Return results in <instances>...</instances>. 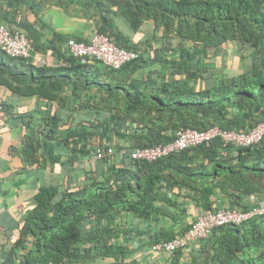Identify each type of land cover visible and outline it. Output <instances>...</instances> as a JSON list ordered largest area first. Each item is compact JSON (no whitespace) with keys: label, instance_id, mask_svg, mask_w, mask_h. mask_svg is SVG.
Instances as JSON below:
<instances>
[{"label":"trees","instance_id":"1","mask_svg":"<svg viewBox=\"0 0 264 264\" xmlns=\"http://www.w3.org/2000/svg\"><path fill=\"white\" fill-rule=\"evenodd\" d=\"M51 6L137 57L117 69L80 62L68 35L46 37ZM0 24L24 32L32 46L28 57L0 48V86L54 106L44 107L42 121L19 114L28 120L26 165L41 164L45 154L60 161L52 151L58 145L69 172L97 147L125 149L85 164L74 182L40 185L14 228L0 220V264H264V214L217 226L187 250L147 258L156 254L153 244L191 225L167 212L185 208L164 190L202 211L216 209L217 194L226 208L260 204L244 198L264 199V136L240 147L214 138L152 161L129 153L170 142L181 129L248 132L264 122V0H0ZM148 25V37H132ZM35 56L53 62L38 64ZM7 107L0 112L8 116Z\"/></svg>","mask_w":264,"mask_h":264},{"label":"crops","instance_id":"2","mask_svg":"<svg viewBox=\"0 0 264 264\" xmlns=\"http://www.w3.org/2000/svg\"><path fill=\"white\" fill-rule=\"evenodd\" d=\"M43 18L50 27L45 29L46 37H51L53 30L56 33L68 35L69 38L80 36L84 40H89L93 34V31H91L93 28L92 23L69 16L55 6L49 7L45 11ZM151 30V26L148 25L143 31L134 33L132 37L135 40L137 38H146L150 35ZM124 32L129 33L126 29H124ZM35 60L38 64L45 63L50 65L53 62L51 56L45 58L35 56ZM1 104H7V109L11 113L7 116L6 114L3 115V112H0V220L5 221L9 227L14 228L17 221L22 218L24 211L34 205L33 196L40 185L62 183L66 179L74 182L82 176V167L91 161L85 159V161L80 162L79 168L74 169L73 172H69V168H63L64 165L61 164V161L66 163V158L61 146L58 145L54 146L52 151L53 155L61 156L60 161H50L45 154L43 157H40L42 161L41 164H38L39 166L26 165L22 152L21 132L23 131V125L28 123V120L26 118L22 120L19 114L22 113L25 116L32 114L35 119H40L37 121H42L45 117L43 109L47 103L37 96L29 95L21 97L11 94L8 89L0 86ZM49 107L54 108L51 104ZM77 118L75 117L74 119L77 120ZM164 191L167 197L173 198L176 196V200L184 204L185 211L183 213L179 211L180 209L176 210L171 207L169 209L172 212L169 209L166 210L169 213H180V215H177L183 217L185 224H191L198 213L202 211L200 207L196 206L187 197L182 195L177 197L171 191ZM184 191L182 188L181 193ZM217 195L212 197L214 206L224 207L223 198L220 194ZM244 200L250 204L256 202L262 204L264 202L263 197L256 195L246 197ZM156 256H159V254L152 255L151 252L147 253V258H150L148 259L149 262H154Z\"/></svg>","mask_w":264,"mask_h":264},{"label":"built area","instance_id":"3","mask_svg":"<svg viewBox=\"0 0 264 264\" xmlns=\"http://www.w3.org/2000/svg\"><path fill=\"white\" fill-rule=\"evenodd\" d=\"M66 45L71 54L80 59V62L85 63L88 58H94L113 69L137 57V52L117 46L107 35L100 32H94L87 42L69 38ZM0 48L9 56L28 57L32 46L24 32L10 31L4 24H0ZM263 136L264 122L256 124L248 132H236L218 126H210L204 130L186 128L174 132V138L170 142L150 147H137L129 153L134 160L152 161L214 138L229 143L233 147H240L257 143ZM124 152L123 148L116 151L112 145H105L94 149L87 159L91 162L101 158L110 161L111 158ZM262 214H264V202L247 209L216 207L213 211H201L186 231L171 239L153 244L151 250L165 255H169L176 249L187 250L192 242L206 238L217 226L240 223Z\"/></svg>","mask_w":264,"mask_h":264},{"label":"rangeland","instance_id":"4","mask_svg":"<svg viewBox=\"0 0 264 264\" xmlns=\"http://www.w3.org/2000/svg\"><path fill=\"white\" fill-rule=\"evenodd\" d=\"M99 64H103L102 62H99Z\"/></svg>","mask_w":264,"mask_h":264}]
</instances>
